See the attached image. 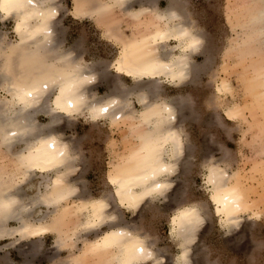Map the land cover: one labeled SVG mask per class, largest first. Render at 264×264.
<instances>
[{
	"label": "bare ground",
	"instance_id": "6f19581e",
	"mask_svg": "<svg viewBox=\"0 0 264 264\" xmlns=\"http://www.w3.org/2000/svg\"><path fill=\"white\" fill-rule=\"evenodd\" d=\"M59 1L0 0V16L14 20L12 32L16 38L7 44L0 34V87L7 94L0 103V147L9 161L0 166V237L9 234L5 226L15 220L20 225L12 234L36 239L59 230L68 243H61L57 235L56 244L72 247V236H87L105 225L106 229L92 240L84 239L74 264H85L83 259L92 254L100 264H159L157 252L145 236L108 212V199L84 198L78 193L71 175L76 158L69 138L57 129L65 118L82 117L93 123L104 120L111 127L129 121L139 147L125 161L109 162L106 174L116 205L131 212L152 199L164 198L184 160L186 146L181 124L186 108L184 101L159 98L156 84L186 85L209 67L203 35L178 0H166L161 11L155 5L159 0H73V19H93L103 36L118 46V54L108 66L100 62L87 64L79 59L76 44L74 48H61L56 28ZM116 12H122L123 17L118 18ZM251 12L248 22L257 23L258 27L247 42H256L260 47L247 51L254 61L251 60L252 71L248 73L249 83L244 82L252 98L245 106L250 107L251 113L258 110L263 114L264 0ZM129 19H142L151 32L125 35L121 25ZM196 56L205 58L203 65H195ZM107 69L132 81L133 87L126 89L106 73ZM258 76L263 82H255ZM102 82L108 93L98 96L92 90ZM214 89L219 95L234 94L226 76L215 83ZM131 95L136 96L139 111L131 107ZM39 114L48 119L46 124L38 123ZM222 116L228 122L242 123L246 119L243 106L237 102L226 107ZM221 168L215 162L206 165L204 177L208 200L219 221L231 227L242 216L259 217V203L248 195L244 177L238 171L227 175ZM34 178L40 181L35 183ZM22 183L25 188L18 186ZM74 197L79 198L78 203L69 205L68 200ZM22 198L29 200L24 203ZM43 206L54 208L50 221L44 215L33 221L23 215L30 208L40 210ZM202 215L195 205L174 209L170 236L179 251L163 264L192 263L187 249Z\"/></svg>",
	"mask_w": 264,
	"mask_h": 264
},
{
	"label": "rangeland",
	"instance_id": "374dc122",
	"mask_svg": "<svg viewBox=\"0 0 264 264\" xmlns=\"http://www.w3.org/2000/svg\"><path fill=\"white\" fill-rule=\"evenodd\" d=\"M178 1L185 6L194 25L202 33L206 56L210 62L203 73L200 72L194 81L186 85L175 86L164 82L156 84L159 98L184 101L186 108V117L181 124L186 150L184 160L172 178L170 191L167 192L169 195L152 199L131 212H126L116 205L111 187L106 181V174L109 162H123L129 153L139 147L132 135L133 126H130L129 121L119 127H111L110 123L104 120L93 123L82 117L62 119L57 130L63 132L66 139L69 138L67 140L71 143L76 158L75 171L73 170L71 175L80 191L78 193H82L84 198L105 197L109 201L110 214L118 217L121 224L145 236L156 250L159 264L169 262L179 251L170 236V220L174 209L186 205H195L203 214L187 249L192 259L191 264H264V117L261 118L264 113L257 110L252 111L255 113L253 115L250 107L245 106L252 100L245 90V84L249 83L251 60L254 61L247 51L251 49L254 52L260 47L256 42H247L248 37L252 38L258 27L257 23H249L247 18L251 12L249 9H252V14L260 0ZM155 5L161 11L166 6V0L156 1ZM73 9V0L58 2L60 19L56 28L58 37L62 40L61 48L66 50L77 45L79 55L75 53L81 61L87 64L100 62L108 66L116 58L118 46L113 40L103 36L102 30L93 19H73ZM115 15H120L118 18L123 17L122 12H116ZM130 20L121 25L125 35H144L146 31L151 32L142 19ZM13 25L14 20L11 17L0 16V34L4 35L7 44L16 39L12 32ZM229 43L236 47H229ZM262 48L263 46L260 49ZM204 61L202 56L194 57L195 65H203ZM106 73L119 84L122 83L126 89L133 87L132 81L113 74L110 69H107ZM224 76L233 87V96L219 95L214 89L215 83ZM260 77L258 76L255 82H263ZM260 88L262 89V86ZM260 88L258 92L262 91ZM92 91L98 96H104L108 93V88L102 82ZM5 98L7 99V94L0 87V103L5 101ZM129 99L132 101L133 110L139 111L141 106L136 96L131 95ZM236 102L243 106L246 119L242 123L228 122L222 116L223 110ZM37 121L39 124H46L48 119L39 114ZM4 152V148L0 147V166L9 162ZM214 162L224 168L227 175L238 171L237 173L244 177L242 179L245 188L249 186L246 188L248 195L259 203V217L250 218L249 214L242 216L240 221L231 227H226L219 221L213 205L208 200L209 188L204 180L206 165ZM39 181L40 178L33 180L35 183ZM18 186L25 185L22 183ZM28 195L31 196V193ZM78 197L70 198L68 204L76 205ZM22 200L27 203L29 199ZM30 209L27 211L31 213L30 216H27V212V215L23 214L30 221L43 215L50 221L54 214L52 206H43L40 210ZM19 225L18 221L10 220L5 226L10 232L0 237V264H74L73 259L80 255L84 239L92 240L107 227L103 225L96 231L86 233L87 236H72L73 240L69 242L75 245L72 243L74 246L67 247L56 244L59 239L57 235L61 237V243H68L67 237L62 236L59 230L41 238L29 239L21 237L18 233H11ZM83 260L85 264H100L94 254Z\"/></svg>",
	"mask_w": 264,
	"mask_h": 264
},
{
	"label": "crops",
	"instance_id": "0c3cea01",
	"mask_svg": "<svg viewBox=\"0 0 264 264\" xmlns=\"http://www.w3.org/2000/svg\"><path fill=\"white\" fill-rule=\"evenodd\" d=\"M161 0H159V2H160ZM159 4V3H158Z\"/></svg>",
	"mask_w": 264,
	"mask_h": 264
}]
</instances>
